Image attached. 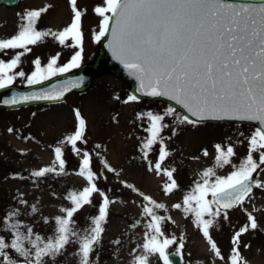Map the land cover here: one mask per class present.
<instances>
[{
    "label": "rangeland",
    "instance_id": "obj_1",
    "mask_svg": "<svg viewBox=\"0 0 264 264\" xmlns=\"http://www.w3.org/2000/svg\"><path fill=\"white\" fill-rule=\"evenodd\" d=\"M46 6L47 10L36 20L35 28L49 32V35L34 45H28L30 51L0 50V61L6 64L23 53L17 65L7 70V75L13 77L8 86L23 88L33 85L28 83V78L37 71V59L43 70L42 82L61 74L49 75L48 64L53 58H56L54 67H63L80 52V66L90 63L98 52L100 40L95 37L100 32L102 17L95 13L94 8L104 6V0H76V7L82 13V43L79 46H73L76 42L71 38L62 45L51 35L72 23L71 0H19L13 7L0 5V39L11 38L27 23L18 13ZM20 72L24 75L20 76ZM129 96H133L129 84L112 69L102 68L94 74L87 88L68 93L60 101L0 109V218L19 210L20 215L16 219L31 226L34 233L45 241L53 236L55 217L64 215L60 209L72 206L70 194L90 186L86 174H78L87 152L89 168L93 172L91 183H95L98 191L92 194L89 205L74 214L75 227L81 232L89 229L93 218L99 215L104 197L110 201L108 216L102 224L104 232L91 256L92 264H135V256L145 254L141 247L146 240L145 234L149 238L157 235L161 242L174 239L176 243L169 245L165 252L179 253L182 264H230L233 247L239 248L248 264H264V188L253 186L244 203L233 210L221 211V215L215 218L209 214L203 217L214 219L209 233L221 256L211 249L208 238L203 236L202 226L197 225L195 213L186 211L187 206L183 203L186 196L198 195V183L203 184L208 179L211 185L217 176L226 178L237 170L249 154V138L257 127L221 121L182 123L184 115L176 107L160 100L142 98L125 103ZM169 108L175 112L167 114ZM76 111L85 121L84 137L76 142L79 152L74 151L67 140L79 126ZM149 113L164 116L160 123L165 127L161 128L157 141L150 148H145L151 139ZM217 144L225 150L227 146L234 148L235 154L229 158L231 162L222 167L217 166L215 159ZM56 147L62 152L63 170L56 160ZM161 147L169 153L162 162L159 161ZM205 150L207 156L204 155ZM253 156L258 162L259 152ZM158 162L161 163L159 171L154 168ZM105 165L115 171H109ZM46 167L55 171L43 177L32 175ZM209 168L215 175L204 177L202 173ZM165 169L173 172L172 179L177 184L168 194H165L164 187L172 180L165 174ZM253 176L254 181L264 184V165ZM129 184L136 190L127 187ZM141 194L165 207L155 208ZM207 199L211 200L210 193ZM175 204H181V208H175ZM32 206L37 209L35 213ZM145 206L152 207L154 214L162 218L163 235L149 229L152 218L144 213ZM191 207H196L195 201L191 202ZM212 209L215 211L216 207L212 205ZM250 214L257 221L256 229L250 228ZM45 218L49 221L47 224ZM245 226H248V231L234 246L235 233ZM0 235H4L6 240L11 239L3 226H0ZM117 240L119 244L115 243ZM181 243L183 248H180ZM77 252L78 244L68 245L54 264H78ZM150 264H163V260L158 254L151 255Z\"/></svg>",
    "mask_w": 264,
    "mask_h": 264
},
{
    "label": "snow or ice",
    "instance_id": "obj_2",
    "mask_svg": "<svg viewBox=\"0 0 264 264\" xmlns=\"http://www.w3.org/2000/svg\"><path fill=\"white\" fill-rule=\"evenodd\" d=\"M71 6L74 12L72 23L51 35L62 45L71 38L76 42L73 46H79L82 43L80 25L82 13L76 7V0H71ZM47 7L18 13V16L27 23L11 38L0 39V50L30 51L28 45H34L42 37L49 35V32L37 31L35 28L36 20ZM94 11L102 17L96 40L99 41L108 33L109 21H113L110 46L115 57L136 76L146 95L166 96L182 105L192 117L197 118L193 120L185 115L182 123L196 124L198 121L209 119L259 123L260 127H257L249 138V154L237 170L226 178L217 176L211 185L208 179H205L203 184L198 183L196 186L198 195H188L183 201L187 206L186 211L195 213L197 225L202 226L203 236L208 238L211 249L217 256H221L209 233L214 219L203 217L209 214L215 218L221 215V209L243 204L245 198L251 194L253 186L264 188V184L253 179V174L264 165V0H259L258 3H236L232 0H104V6H97ZM108 13L111 15H107ZM22 54L16 55L7 64L0 61V74H3L0 78V89L12 83L13 77L7 75V70L17 65ZM80 58L81 54L77 52L71 62L63 67H54L56 58H53L48 64L49 75L79 67ZM35 64L37 71L28 78L29 84L40 83L43 70L40 68L39 59ZM19 75L23 76L24 73L20 72ZM136 99L134 95L129 96L125 103ZM10 103H17V100L13 99ZM174 112V109L169 108L167 114ZM75 116L79 126L74 135L67 137V140L72 144L73 150L79 152L76 142L84 137L85 121L79 111H76ZM149 117L152 122L151 139L144 145L145 148H150L157 141L161 128L165 127L160 123L164 116L149 113ZM215 148L217 166L229 164L231 162L229 158L235 154L234 148L227 146L225 150L219 144L215 145ZM257 152L258 162L253 156V153ZM168 155L169 153L161 147L159 161H164ZM204 155H208L206 150ZM55 156L59 168L63 170L64 160L61 158L62 152L59 147L55 148ZM89 164L90 157L85 152L78 174L80 176L86 174L90 186L79 193L70 194L72 206L60 209L64 215L55 217L54 235L48 237L46 241L34 233L31 226L24 225L16 219L20 215L19 210H13L0 218V226L11 235L10 240L0 235V264H54L56 258L63 255L70 244H78L76 254L78 264H92L91 256L104 232L102 224L108 216L110 201L104 197L99 215L93 218L89 229L81 232L75 227L74 214L85 205H89L92 194L98 191L95 183H91L93 172ZM154 168L159 171L161 163H156ZM108 170L115 171L110 167ZM53 171L54 168L46 167L33 172L32 175L43 177ZM164 171L172 180L164 187L165 194H168L177 187V184L172 179L173 172L167 169ZM202 175L210 177L215 175V172L209 168ZM127 187L136 190L130 184ZM209 193L211 200L207 199ZM143 199L157 209L165 207L147 195H143ZM192 201L196 202L195 208L191 207ZM213 204L216 205L215 211L212 209ZM174 207L179 209L181 204H175ZM36 211V207L32 206V212ZM144 213L152 218L148 225L149 229L163 235L160 226L162 218L154 214L152 207L145 206ZM248 219L250 228L256 229L258 227L256 219L251 214ZM44 222L47 224L49 221L45 218ZM246 231L248 226L235 233L232 240L234 246L239 244L241 235ZM145 235L146 240L141 246L145 254L136 255L135 264H150V256L156 254L163 260V264H170L165 250L176 241L164 239L161 242L157 235H151L150 238ZM115 243L119 244L120 241L117 240ZM183 247L181 243L180 248ZM230 264H248L238 247L232 249Z\"/></svg>",
    "mask_w": 264,
    "mask_h": 264
},
{
    "label": "water",
    "instance_id": "obj_3",
    "mask_svg": "<svg viewBox=\"0 0 264 264\" xmlns=\"http://www.w3.org/2000/svg\"><path fill=\"white\" fill-rule=\"evenodd\" d=\"M19 0H0V5L11 7L15 6ZM236 3H258L259 0H232ZM111 15V13H109ZM113 21H109V31L106 33L99 41L98 52L94 59L87 64H82L71 72L61 73L53 76L45 81L36 83L27 87H17V86H7L0 89V109H15L19 107H24L28 105L40 104V103H53L60 101L65 95L71 92L83 91L89 83L91 82L94 74L102 68L112 69L118 77L129 84V91L132 95L137 98L149 99V100H160L166 102L181 111L185 116L188 115L190 119L196 120V117H192L182 105L177 104L174 100L169 99L166 96H149L146 95L144 90L140 87V81L136 78L131 71L125 68L124 64L118 60L110 46L111 27ZM78 85V86H74ZM62 93V95H61ZM45 96L59 97L58 99H45ZM28 97L29 99H24ZM35 97V98H33ZM13 99L17 100V103H10ZM6 101L8 103H6ZM236 122V123H246L253 124L256 127H260L258 122L255 121H242V120H204L198 121L202 122ZM254 179V176H253ZM215 205V204H214ZM216 206V205H215ZM237 206V205H236ZM235 206V207H236ZM221 209L224 211H229L234 209ZM169 256L170 264H182L181 257L178 253L174 251H169L166 253Z\"/></svg>",
    "mask_w": 264,
    "mask_h": 264
},
{
    "label": "bare ground",
    "instance_id": "obj_4",
    "mask_svg": "<svg viewBox=\"0 0 264 264\" xmlns=\"http://www.w3.org/2000/svg\"><path fill=\"white\" fill-rule=\"evenodd\" d=\"M62 10V9H61ZM64 12V11H63Z\"/></svg>",
    "mask_w": 264,
    "mask_h": 264
}]
</instances>
